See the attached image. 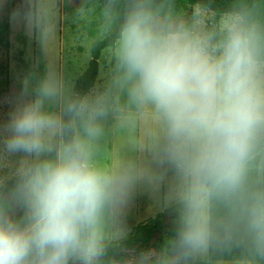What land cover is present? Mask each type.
<instances>
[{
	"label": "clouds",
	"instance_id": "1",
	"mask_svg": "<svg viewBox=\"0 0 264 264\" xmlns=\"http://www.w3.org/2000/svg\"><path fill=\"white\" fill-rule=\"evenodd\" d=\"M207 11L186 18L171 0H127L122 13L106 0L102 10L104 31L118 23L114 86L151 115L153 161L176 178L173 234L142 264H189L241 234L264 257V20L255 3H235L209 28ZM28 16L17 7L9 21ZM27 95L0 123L3 150L33 158L18 169L10 206L0 201V264H100L109 223L145 173L95 162L106 96L54 112L46 105L61 97L57 82Z\"/></svg>",
	"mask_w": 264,
	"mask_h": 264
},
{
	"label": "rangeland",
	"instance_id": "2",
	"mask_svg": "<svg viewBox=\"0 0 264 264\" xmlns=\"http://www.w3.org/2000/svg\"><path fill=\"white\" fill-rule=\"evenodd\" d=\"M92 0H7L0 9V22L14 8L23 6L29 13L24 23L9 21V32L0 42V79L6 66L9 88L0 95V123L7 120L16 99L27 89V98L36 95L41 83L52 80L59 84L61 97L46 106L59 112L64 101L73 94L77 76L85 70L91 54V32L102 36L104 17L98 4L86 7ZM211 14L207 11V20ZM99 73L88 98L106 96L108 114L102 121L103 134L96 141L95 162L99 166L118 163L132 165L145 175L132 187L127 203L109 223V240L119 241L130 235L134 227L153 217L164 207L175 203L176 178L153 161L151 115L141 116L128 104L126 92L114 86L117 73L113 47L106 48L99 59ZM23 154H8L0 145V185L17 175L25 160ZM208 253L197 261H206Z\"/></svg>",
	"mask_w": 264,
	"mask_h": 264
},
{
	"label": "trees",
	"instance_id": "3",
	"mask_svg": "<svg viewBox=\"0 0 264 264\" xmlns=\"http://www.w3.org/2000/svg\"><path fill=\"white\" fill-rule=\"evenodd\" d=\"M157 3L163 0H156ZM106 0H92L85 3L86 7L98 4L103 10ZM175 5L177 15L190 18L193 9L201 5L208 6V12L211 16L207 20V27L219 19L221 13L231 10L235 3H245L248 5L256 4L258 13L264 20V0H171ZM121 13L127 4V0H119ZM9 32V17H4L0 22V42L5 41L8 46L9 40L6 35ZM118 32V23L112 26L110 31L104 35H98L100 31L91 32L93 40L90 44V60L85 68L75 79L73 94L69 100L84 98L85 95L93 88L99 73V59L106 48L114 46V41ZM4 76L0 79V95L9 88V80L6 66L1 69ZM18 176L15 175L3 181L0 185V201L9 203L7 193L15 186ZM177 205L174 203L158 211L147 221L138 223L129 236L119 241L107 243L106 254L101 258L100 264H142L141 257L146 251L152 249L160 250V246L167 241L173 234L176 218ZM215 215L221 219H227V212L223 208L216 210ZM189 264H264V257L257 256L251 249L249 242L243 235L234 236L231 242H225L209 249L206 261H189Z\"/></svg>",
	"mask_w": 264,
	"mask_h": 264
}]
</instances>
